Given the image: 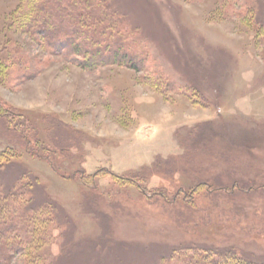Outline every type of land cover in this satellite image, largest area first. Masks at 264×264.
<instances>
[{"label": "rangeland", "instance_id": "rangeland-1", "mask_svg": "<svg viewBox=\"0 0 264 264\" xmlns=\"http://www.w3.org/2000/svg\"><path fill=\"white\" fill-rule=\"evenodd\" d=\"M112 1L148 52L141 72L82 69L19 29L24 0H0V102L53 152L29 153L2 118L0 151L73 227L49 226L38 264L264 262V45L223 10L236 0Z\"/></svg>", "mask_w": 264, "mask_h": 264}, {"label": "trees", "instance_id": "trees-1", "mask_svg": "<svg viewBox=\"0 0 264 264\" xmlns=\"http://www.w3.org/2000/svg\"><path fill=\"white\" fill-rule=\"evenodd\" d=\"M222 7L229 16L239 17L253 28L257 43L264 45V21L259 13L264 10V0H236L233 4L226 2ZM126 19L112 0H24L15 21L19 29L29 34H43L50 45L60 40L61 45L80 58L78 65L84 70L92 72L102 66L117 65L141 72L149 55L132 40L136 28ZM2 104L0 102V118L8 131L19 130L24 134L19 116L15 111H7ZM59 129L51 124L43 132L48 136ZM39 132L37 128L38 137ZM20 138L25 141L29 153L50 161L48 156L53 150L42 146L37 135L34 148L30 145L32 139L26 134ZM14 153L10 147L0 151V264H9L19 255L27 264H38L39 258L35 254L46 245L49 226L61 223L73 231L72 222L45 196L37 177L11 163ZM14 172L15 177L9 180ZM83 183L88 185L89 182L83 180ZM193 259L190 256L183 261L189 264ZM225 262L256 264L237 256ZM56 264L61 263L58 260Z\"/></svg>", "mask_w": 264, "mask_h": 264}]
</instances>
